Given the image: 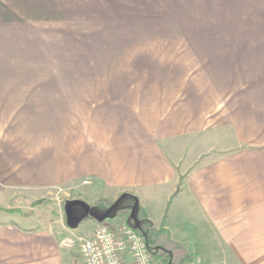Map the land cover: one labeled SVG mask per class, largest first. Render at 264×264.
<instances>
[{"label": "crops", "instance_id": "0c3cea01", "mask_svg": "<svg viewBox=\"0 0 264 264\" xmlns=\"http://www.w3.org/2000/svg\"><path fill=\"white\" fill-rule=\"evenodd\" d=\"M208 25L194 0H0V264H76L80 234L134 209L156 264H264V148L232 126L203 158L224 130L193 73L194 50L223 48ZM71 194L123 212H41Z\"/></svg>", "mask_w": 264, "mask_h": 264}, {"label": "rangeland", "instance_id": "374dc122", "mask_svg": "<svg viewBox=\"0 0 264 264\" xmlns=\"http://www.w3.org/2000/svg\"><path fill=\"white\" fill-rule=\"evenodd\" d=\"M194 5L208 10L210 45H223L222 49L203 50L201 61L197 59L200 52L193 51V73L207 74L209 91L215 95V103H210V127L224 129L219 130L220 136L224 134L226 138L225 143H220V136L213 129L215 136L210 137L209 149L203 158L219 156L223 145L235 144L229 139L232 126L239 129L242 142L264 148V0H194ZM72 198L71 194L57 201L43 199L41 212L59 218L66 226L65 204ZM76 207L83 212L81 206ZM122 212L119 210L118 214ZM88 219L85 216L80 226ZM79 237L73 244L72 254L76 264H85L80 247L87 236L80 234Z\"/></svg>", "mask_w": 264, "mask_h": 264}, {"label": "built area", "instance_id": "2783aa9c", "mask_svg": "<svg viewBox=\"0 0 264 264\" xmlns=\"http://www.w3.org/2000/svg\"><path fill=\"white\" fill-rule=\"evenodd\" d=\"M89 183L88 179L83 180ZM85 264H126L123 253L128 252L135 264H156L148 243L132 225L124 222L116 227L99 224L93 233L81 241ZM193 264H208L202 255L193 258Z\"/></svg>", "mask_w": 264, "mask_h": 264}, {"label": "water", "instance_id": "95a60500", "mask_svg": "<svg viewBox=\"0 0 264 264\" xmlns=\"http://www.w3.org/2000/svg\"><path fill=\"white\" fill-rule=\"evenodd\" d=\"M119 199L115 201L105 212L98 213L96 212L85 200L76 198L67 201L65 204V213L67 223L70 227H77L80 222L83 220L85 216H92L99 222H103L110 217L113 211L118 209ZM80 205L83 208L82 213H76L74 208ZM135 209L133 210L132 214H134Z\"/></svg>", "mask_w": 264, "mask_h": 264}, {"label": "trees", "instance_id": "16d2710c", "mask_svg": "<svg viewBox=\"0 0 264 264\" xmlns=\"http://www.w3.org/2000/svg\"><path fill=\"white\" fill-rule=\"evenodd\" d=\"M119 207H120V205L118 206L117 210L112 212V214L110 215V218L114 217V216H116L118 214L119 210L121 209V207L120 208ZM89 217H92V216H89ZM127 217H128L129 224L132 225L141 234L140 227L135 225V220L133 218H129V213L127 214Z\"/></svg>", "mask_w": 264, "mask_h": 264}]
</instances>
